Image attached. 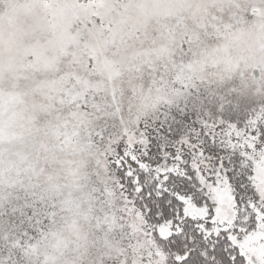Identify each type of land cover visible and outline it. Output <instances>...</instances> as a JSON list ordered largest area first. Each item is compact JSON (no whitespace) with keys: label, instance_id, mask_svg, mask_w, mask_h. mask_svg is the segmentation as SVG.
Returning a JSON list of instances; mask_svg holds the SVG:
<instances>
[{"label":"snow or ice","instance_id":"6c2138e0","mask_svg":"<svg viewBox=\"0 0 264 264\" xmlns=\"http://www.w3.org/2000/svg\"><path fill=\"white\" fill-rule=\"evenodd\" d=\"M0 264H264V0H0Z\"/></svg>","mask_w":264,"mask_h":264}]
</instances>
